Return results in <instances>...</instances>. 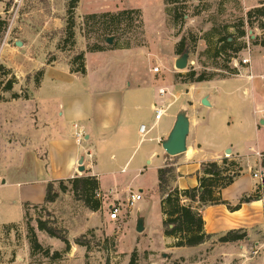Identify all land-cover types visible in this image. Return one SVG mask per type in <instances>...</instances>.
<instances>
[{"label":"crops","instance_id":"0c3cea01","mask_svg":"<svg viewBox=\"0 0 264 264\" xmlns=\"http://www.w3.org/2000/svg\"><path fill=\"white\" fill-rule=\"evenodd\" d=\"M244 2L250 10L264 0ZM155 6L153 12L149 6L141 8L132 4L127 9L139 10L147 29L145 13L150 18L153 16L150 26L158 27L161 41L164 38L161 24L165 19L162 6ZM175 42L154 54L155 62L169 73L180 56ZM240 55V62H236L237 76L194 84L177 83L172 77L167 86L153 80V69L145 58L141 59V47L86 57L84 75L71 73L64 63L39 62L33 70H42V78L38 87L28 84V98L4 97L0 102V161L12 168H22L11 177L0 173V186L17 188L22 218L24 204L44 203L49 183L75 177H95L100 193L114 201L120 200V188L125 180H119V174L128 173L136 163L132 172L141 178V158L134 162L135 154L149 136L148 141L155 142L163 153L156 173L166 165L175 170L171 188L198 187L197 175L203 163L220 162L224 158L237 160L241 173L221 191V199L232 207L241 199L244 202L234 212L224 205L204 208L201 215L205 232L214 238L241 230L249 242L264 237V166L261 165L264 163V48L252 46ZM148 60L150 63L151 59ZM242 60H247V64L242 65ZM160 89L166 91L162 97L158 96ZM204 99L207 106L201 103ZM160 104L165 112L155 121L153 108ZM143 111L149 113L146 121ZM179 113H184L188 120L186 151L169 157L162 143L168 139ZM74 125L84 135L91 161L83 156L84 151L76 143ZM141 126L145 127L143 134L139 132ZM226 151L230 154L226 155ZM155 154L145 155L153 158ZM148 158L146 164L150 163ZM80 160L82 174L78 172ZM117 163H123L119 166L120 173L116 171ZM254 173L258 178L253 177ZM258 186L261 187L259 198L248 202L247 198L255 194ZM137 193L141 194L142 201L143 189L138 187ZM138 219L143 221L144 234L148 225L142 216ZM7 224L13 223L0 225ZM206 243L173 249L199 250ZM237 243L240 242L223 244L220 249H230ZM223 255L219 264H234L239 258L229 252Z\"/></svg>","mask_w":264,"mask_h":264},{"label":"rangeland","instance_id":"374dc122","mask_svg":"<svg viewBox=\"0 0 264 264\" xmlns=\"http://www.w3.org/2000/svg\"><path fill=\"white\" fill-rule=\"evenodd\" d=\"M129 4L141 8L149 6L152 12L155 5H161L165 39L160 41L158 27L150 26L153 16L150 18L145 13L147 29L139 10L127 9ZM69 5L70 0H0V102L4 97L10 98L13 91L21 98L28 96V84L35 87L36 72L33 69L39 62L44 61L47 65L64 63L71 70L76 69L75 58L79 54L83 55L85 66L86 57L138 47H141V59L145 58L151 69L159 68V73L153 74V80L162 81V86L170 85L172 77L174 82L182 83L184 76L191 71L205 72L213 79L231 78L224 67L235 68L234 62H240L241 52L246 51L248 44L249 48L258 46L256 44L263 35L254 18L251 27L247 25L246 14L251 9H247L244 0H183L169 4L165 0H78L72 16L68 13ZM126 10L139 13L124 16L119 23L103 16ZM241 21L245 31L242 39L237 38ZM70 24L73 38L67 33ZM223 36L235 39L233 48L245 45V49L227 64V56H233V53L221 50L222 44L217 40ZM182 38L185 48L177 59L184 57L187 67L184 70L174 67L170 72L172 76L162 64L155 62L157 57L154 54L161 48L167 49L174 41L177 48ZM107 39H111V44ZM163 54L166 57L167 52ZM148 59H151L150 63ZM8 80L13 81L12 91L3 94L1 86ZM143 115L145 121L149 119V113L143 111ZM148 138L135 154L134 162L141 158V178H136L132 172L136 163L130 166L128 173L119 174V180L125 181L118 202H125L129 193H136L138 187L143 189L142 201L132 208H124L122 217L116 222L108 220V206L118 202L107 194L101 193L98 198L101 208L93 213L75 200L67 185V190L59 192L54 203L36 208L31 205L26 215L23 212L22 218L17 188L0 186V224L13 223L0 225V264H129L132 254L135 255V264H219L227 252L238 255L234 264H264V237L250 242L240 241L225 250L220 249L223 244L218 242V237L210 238L199 250L179 251L171 247L172 240L162 234L160 200L163 195L157 187L156 168L162 163L163 153ZM147 152L156 154L148 158ZM147 158L149 164L145 163ZM1 162L0 173L10 175L8 177L22 170ZM121 164H116L118 173ZM4 188L7 189L5 192ZM54 188L59 191L57 184ZM138 216L145 218L148 225L144 234L136 232ZM39 221L64 232L70 250L64 252L65 245L61 241L40 231L37 227ZM31 232L43 250H48V256L31 249ZM82 235L88 243V251L74 243ZM55 252L60 256L55 258Z\"/></svg>","mask_w":264,"mask_h":264},{"label":"trees","instance_id":"16d2710c","mask_svg":"<svg viewBox=\"0 0 264 264\" xmlns=\"http://www.w3.org/2000/svg\"><path fill=\"white\" fill-rule=\"evenodd\" d=\"M183 0H165L169 3H181ZM78 0H70L68 13L70 16L73 14V10L76 7ZM139 13L138 11L126 10L117 13L116 15H103L107 16L113 21L120 22L124 16ZM102 16V17H103ZM247 25L251 27V19L257 20V28L262 31V39L259 44H256L264 48V2L260 3V6L251 9L247 14ZM244 22L241 21L237 31V38H243L245 31L243 30ZM67 33L70 38L74 37L72 31V24L67 28ZM218 44H222L220 47L222 51L231 50L233 56H227L226 64L234 59L238 53L245 49L244 44H239L235 48L233 46L236 41L231 36H223L217 40ZM185 48V40L182 38L177 45L176 53L181 55ZM77 63L76 69H71L70 72L77 75L85 74V66L83 61V55L79 54L75 58ZM2 67H0L1 69ZM225 71L230 77L239 75L237 68L224 67ZM42 70L36 72L35 87H38L42 78ZM213 79V76L205 72L196 73L191 71L184 76L182 83L194 84L200 82H206ZM225 79V78H220ZM12 80H8L4 85L1 86L3 93L12 91ZM13 100L21 98L18 94L14 93L10 97ZM28 96L24 97L27 99ZM264 166V163H261ZM174 168L166 165L157 171V187L159 192L162 193L160 200V211L163 217L162 220V234L165 238L172 240V248H194L201 244L206 243L212 238L211 235L207 234L204 229V221L201 215V211L209 206L224 205L230 212L239 210L240 205L244 202V199L236 206H230L227 202L222 201L221 191L230 186L236 177L241 173V167L235 159L224 158L220 162H207L201 165L199 174L197 175L198 187L188 188L180 190L177 188H171L170 183L174 178ZM264 183V178L262 179ZM54 184L58 185L59 191L55 190ZM67 185L70 186L76 201L81 202L85 208L91 212H97L101 208V200L96 197V192L99 191V184L95 177H75L66 181H54L49 183L46 188L45 199L43 204H52L56 201L59 196V192H65ZM261 187L258 186L254 195L247 198V201L257 200L259 198ZM30 204L23 205V212L26 215ZM36 208L39 205H32ZM37 227L40 231L45 232L50 238H55L61 241L65 245L64 252L70 250V244L67 240L66 234L53 227L47 226L45 222L39 221ZM247 238V234L241 230L228 231L224 235L218 237V242L221 244L235 243L244 241ZM31 249L38 252H43L45 256H48V250H43L41 245L37 242V239L33 232L30 235ZM75 245L79 247H85L88 251V243L85 241V236L82 235L74 241ZM55 258L59 257L60 254L55 252L53 254ZM134 254H132L129 264H135Z\"/></svg>","mask_w":264,"mask_h":264},{"label":"water","instance_id":"95a60500","mask_svg":"<svg viewBox=\"0 0 264 264\" xmlns=\"http://www.w3.org/2000/svg\"><path fill=\"white\" fill-rule=\"evenodd\" d=\"M107 43L111 44V39H107ZM17 46H20L16 43ZM175 69L177 70H184L187 67V60L183 57L180 59H177L174 65ZM202 105L207 106V102L204 99L202 102ZM188 134V120L185 117L184 113H179L176 117V121L174 123V126L169 134V137L166 141L162 143V149L165 152V154L169 157H175L180 154H183L186 151L185 146V140ZM230 151H226V155H229ZM79 173L84 172V168L82 166V160L79 162ZM137 233L143 232V221L142 219L137 220V227H136Z\"/></svg>","mask_w":264,"mask_h":264},{"label":"built area","instance_id":"2783aa9c","mask_svg":"<svg viewBox=\"0 0 264 264\" xmlns=\"http://www.w3.org/2000/svg\"><path fill=\"white\" fill-rule=\"evenodd\" d=\"M248 49H249V44L247 45V50ZM234 63H235V67L238 68L237 63L236 62H234ZM241 63H242V65H245V64H247V60H242ZM152 72L154 74H158L159 68L158 67L153 68ZM165 94H166V91L164 89H160L158 91L159 97H162ZM153 112H154V120L158 121L163 116V114L165 112V108L163 107V104L154 105ZM74 129L76 130L75 131V140H76L78 147L84 151L83 156L85 158H87L89 161H91L92 160V154L90 153V151H88L85 148V140H84L83 133L77 129L76 125H74ZM144 131H145V127L141 126L139 128V132L141 134H143ZM253 177L258 178L257 173H254ZM100 196H101V193L99 191L96 192V197L100 198ZM140 200H141V194L136 192V193H129V196L125 199V202H118V200H117L116 201V202H118L117 204H110L108 206V211H109L108 218H109V220L112 222L118 221L123 215L124 208H132Z\"/></svg>","mask_w":264,"mask_h":264}]
</instances>
